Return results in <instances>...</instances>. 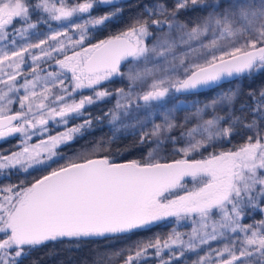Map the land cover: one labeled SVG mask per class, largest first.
<instances>
[{
  "label": "snow or ice",
  "instance_id": "obj_1",
  "mask_svg": "<svg viewBox=\"0 0 264 264\" xmlns=\"http://www.w3.org/2000/svg\"><path fill=\"white\" fill-rule=\"evenodd\" d=\"M0 145V264H264V0H0Z\"/></svg>",
  "mask_w": 264,
  "mask_h": 264
},
{
  "label": "trees",
  "instance_id": "obj_2",
  "mask_svg": "<svg viewBox=\"0 0 264 264\" xmlns=\"http://www.w3.org/2000/svg\"><path fill=\"white\" fill-rule=\"evenodd\" d=\"M225 87L227 86L225 85ZM204 95L205 94H202L199 98L203 99ZM207 95H210V93H207ZM105 133H108V129L106 127L103 129V131H97L93 134V136H88L85 139L88 140L92 139L93 137H100ZM84 142L85 141L83 140L79 141L78 144L74 145L73 147H78L79 144H83ZM138 155V153H133L131 156H126L125 159L135 158ZM34 175L39 174L34 173ZM154 231L166 232L167 229H154ZM77 244L79 247H76ZM120 246L121 245H117V247ZM95 247L96 244L89 240H62L55 243L50 242L45 247L37 249L35 252H33L31 258L38 259L39 264H85V262H87V264H91V259L94 256L93 249ZM50 252H54L56 254L50 255ZM25 264H29V261H25Z\"/></svg>",
  "mask_w": 264,
  "mask_h": 264
},
{
  "label": "rangeland",
  "instance_id": "obj_3",
  "mask_svg": "<svg viewBox=\"0 0 264 264\" xmlns=\"http://www.w3.org/2000/svg\"><path fill=\"white\" fill-rule=\"evenodd\" d=\"M112 102L114 103V100H113ZM108 106H110V105H108ZM97 107H98V109H99V108H105V105H104V104H100V105H98ZM186 183L188 184L189 187L192 186L190 180H189V181H186ZM258 218H259V217H258Z\"/></svg>",
  "mask_w": 264,
  "mask_h": 264
},
{
  "label": "flooded vegetation",
  "instance_id": "obj_4",
  "mask_svg": "<svg viewBox=\"0 0 264 264\" xmlns=\"http://www.w3.org/2000/svg\"><path fill=\"white\" fill-rule=\"evenodd\" d=\"M115 86H119L118 84L117 85H115ZM98 107L96 106L95 108H92V109H90V111H93V112H98ZM13 143H14V141H12ZM7 145H0V147H6Z\"/></svg>",
  "mask_w": 264,
  "mask_h": 264
}]
</instances>
